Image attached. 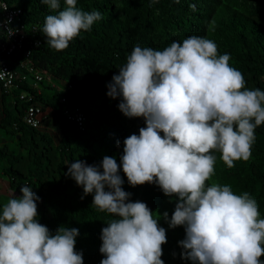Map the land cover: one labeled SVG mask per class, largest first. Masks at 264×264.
Instances as JSON below:
<instances>
[{"label":"clouds","instance_id":"obj_1","mask_svg":"<svg viewBox=\"0 0 264 264\" xmlns=\"http://www.w3.org/2000/svg\"><path fill=\"white\" fill-rule=\"evenodd\" d=\"M41 2L54 13L45 16L41 31L58 52L102 19L97 10L78 8L77 0H63V10L61 0ZM229 61L214 41L190 36L163 50L136 45L113 75L107 96L119 97V111L143 118L145 127L124 139L119 164L111 156L99 165L77 159L65 173L92 195L96 210L112 217L101 230L100 264H164L166 230L146 203L130 201L121 170L130 187L155 184L177 199L171 218L167 212L163 217L169 228H184L181 259L264 264V219L256 200L207 183L215 173L214 153L228 168L249 160L255 130L264 125V91L248 89ZM7 74L0 70V79ZM38 200L25 184L19 197L13 193L0 204V264H83L75 250L79 230L60 226L50 233L38 222Z\"/></svg>","mask_w":264,"mask_h":264},{"label":"trees","instance_id":"obj_2","mask_svg":"<svg viewBox=\"0 0 264 264\" xmlns=\"http://www.w3.org/2000/svg\"><path fill=\"white\" fill-rule=\"evenodd\" d=\"M8 1L21 8L28 27H36L32 35L41 45L31 49L29 60L34 69L43 71V79L36 85L16 83L11 92L4 91L0 83V129L4 138L15 134L19 146V160L14 163H8L0 151V173L11 194L19 197L20 187L26 184L39 197L37 219L50 233L55 234L60 226L79 230L75 250L82 253L83 264H100L104 258L99 252L101 230L112 217L96 210L92 195L85 196L82 187L65 173L67 164L77 159L99 165L105 156H111L119 164L124 139L139 135V129L145 127L143 118L129 119L119 111V97L107 96L113 75L136 45L163 50L174 41L201 36L215 42L218 55L230 56V65L243 74L248 89L264 91V0H77L78 8L97 10L102 19L59 52L48 46L41 31L45 16L54 13L41 0ZM63 7L61 0L60 10ZM19 57L10 54L2 60L13 65ZM45 80H57L66 90L58 92ZM21 91L31 93L42 109H52L60 126L56 140L45 131L42 120L38 129L22 121L28 105L19 100ZM67 109L69 114L76 109L81 112V124L69 119ZM251 153L249 160L236 161L232 168L214 153L215 173L207 183L228 185L238 195L247 192L264 219V125L255 130ZM119 175L123 190L131 194L130 201L146 203L159 216L158 224L167 237L162 245L164 264H191L181 259L178 246L185 238L184 228H169L163 217L167 212L171 218L177 199L166 197L155 184L152 188L147 183L130 187L122 170ZM11 194L0 193V204Z\"/></svg>","mask_w":264,"mask_h":264},{"label":"built area","instance_id":"obj_3","mask_svg":"<svg viewBox=\"0 0 264 264\" xmlns=\"http://www.w3.org/2000/svg\"><path fill=\"white\" fill-rule=\"evenodd\" d=\"M0 4L6 5L7 9L0 8V70L8 74L0 79V83L4 91L11 92L16 88V83H29L30 76L33 77V84L36 85L43 79V71L34 69L29 60L32 48L41 45V40L33 37L36 27L30 26L22 19V10L20 7L10 4L8 0H0ZM14 54L20 56L16 64H8L2 60V57ZM24 70V72L19 71ZM19 100L28 106L26 107L22 121L32 128L41 127V115L43 110L41 106L35 102L34 96L27 92L21 91L18 95ZM64 101V99H62ZM70 120L81 124L84 117L81 112L76 109L74 114H69Z\"/></svg>","mask_w":264,"mask_h":264},{"label":"crops","instance_id":"obj_4","mask_svg":"<svg viewBox=\"0 0 264 264\" xmlns=\"http://www.w3.org/2000/svg\"><path fill=\"white\" fill-rule=\"evenodd\" d=\"M8 100L9 99H7L6 101ZM42 110H43V113L41 115V120L43 122L45 131L48 132L53 137L54 140H56V138L60 136V126H59L58 118L53 113L51 108H43ZM2 117H3L2 116V99L0 98V121ZM3 136L4 134L2 130L0 129V151L2 152V154L5 157V160L8 163L17 162L19 160V156H17L16 154H17V149H19V147L16 145L17 142H15L16 137H15V140H12L11 137L7 136L8 138H4ZM10 145L12 146L13 150L9 149ZM0 176H1L0 183L5 185L6 180L1 175V173H0ZM5 195H10V192L5 193Z\"/></svg>","mask_w":264,"mask_h":264},{"label":"rangeland","instance_id":"obj_5","mask_svg":"<svg viewBox=\"0 0 264 264\" xmlns=\"http://www.w3.org/2000/svg\"><path fill=\"white\" fill-rule=\"evenodd\" d=\"M29 83L30 84H33V80L31 79V78H29ZM47 85H54V86H56V89L58 90V92H64L65 90H66V87L61 83V82H59V81H57V80H53L52 81V83L50 82H47L46 80L44 81ZM10 137H11V139L12 140H15V134H12V135H10ZM16 142V141H15ZM14 145H15V143H14ZM19 147V146H18ZM9 149H13L12 148V146L10 145L9 146ZM4 179H5V177H4ZM1 182V181H0ZM0 193L2 194V195H5V193H9V192H7L6 191V187H5V185L4 184H2V183H0ZM11 194V193H10ZM12 195V194H11ZM8 196V195H7Z\"/></svg>","mask_w":264,"mask_h":264}]
</instances>
